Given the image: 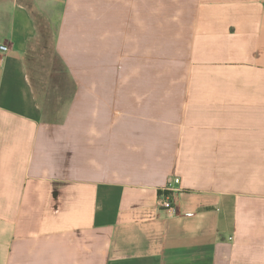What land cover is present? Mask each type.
<instances>
[{"label": "crops", "instance_id": "obj_1", "mask_svg": "<svg viewBox=\"0 0 264 264\" xmlns=\"http://www.w3.org/2000/svg\"><path fill=\"white\" fill-rule=\"evenodd\" d=\"M1 1L0 264H264V0ZM38 17L76 85L54 119Z\"/></svg>", "mask_w": 264, "mask_h": 264}, {"label": "rangeland", "instance_id": "obj_2", "mask_svg": "<svg viewBox=\"0 0 264 264\" xmlns=\"http://www.w3.org/2000/svg\"><path fill=\"white\" fill-rule=\"evenodd\" d=\"M28 7L33 8V0H20ZM82 0H73V7L82 11ZM0 2H2L0 0ZM39 22V34L33 42L29 57L33 61L29 64V69L33 83L37 89L39 97L43 103L48 119L58 118L60 109L69 102L75 94L76 85L69 76V72L62 62L60 56L55 50V37L53 31L43 18H37ZM115 19L113 18H73L74 25H89L97 27L98 25L114 27ZM155 24H166L164 19H154ZM119 25V21L116 23ZM128 24V19H127ZM185 19H169L168 25L175 27L178 25L185 26ZM172 31V30H171ZM97 34L91 32L90 36L96 37ZM172 36V35H171ZM108 37V33H107ZM109 35L108 38H110ZM35 60V61H34Z\"/></svg>", "mask_w": 264, "mask_h": 264}, {"label": "built area", "instance_id": "obj_3", "mask_svg": "<svg viewBox=\"0 0 264 264\" xmlns=\"http://www.w3.org/2000/svg\"><path fill=\"white\" fill-rule=\"evenodd\" d=\"M2 51H8L9 48L7 46H1ZM180 183V179H175L173 182L169 183L165 191L161 194L160 203L161 206L165 209H169L171 211H176L174 204V185ZM232 240V239H231Z\"/></svg>", "mask_w": 264, "mask_h": 264}, {"label": "trees", "instance_id": "obj_4", "mask_svg": "<svg viewBox=\"0 0 264 264\" xmlns=\"http://www.w3.org/2000/svg\"><path fill=\"white\" fill-rule=\"evenodd\" d=\"M32 61H33V58L29 57V55H28V59H27V65H28V67H29V64H30ZM34 61H35V60H34ZM29 71H31V70L29 69Z\"/></svg>", "mask_w": 264, "mask_h": 264}]
</instances>
